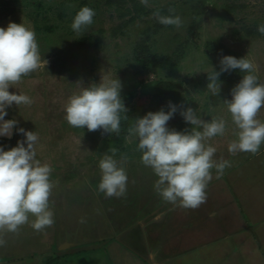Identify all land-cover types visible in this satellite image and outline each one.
<instances>
[{"label": "rangeland", "instance_id": "1", "mask_svg": "<svg viewBox=\"0 0 264 264\" xmlns=\"http://www.w3.org/2000/svg\"><path fill=\"white\" fill-rule=\"evenodd\" d=\"M149 3L150 7L140 0H0V27L9 22L30 27L41 57L48 61L46 68L9 89L28 95L34 103L6 109L4 118L17 124L10 137L0 136V147L8 151L25 139L18 128L36 132V158L51 165L54 185L50 197L54 224L41 232L28 224L7 234L6 244L0 246V264H46L49 258L59 264L69 252L65 243L81 244L83 250H108L110 243L121 244L137 257L161 252L164 264H170L172 252L188 240L194 253L182 260L185 264H226L220 255L228 251L203 255L196 250L208 245L238 248L234 254L243 263L246 257L264 254V144L256 154L228 152L229 142L236 138L235 126L223 100L231 99V89L245 73L239 69L222 73L219 96L206 89L207 73L212 67L219 71L224 55L247 56L264 81V34L258 31L264 25V0ZM84 6L95 16L78 34L71 24ZM157 9L162 15L181 16L183 26L160 24L153 17ZM210 44L215 45L211 51ZM168 56L173 65L158 59ZM101 73L117 76L122 84L128 118L121 119L119 134L74 128L65 119L68 98L81 83L98 84ZM171 93L179 94L184 108H193L204 120L218 116L227 120L225 135L210 143L217 148L215 159L228 160L231 166L219 178L212 170L207 201L194 210L174 206L158 195L157 177L141 163L138 141L126 139L135 119L161 110L160 97ZM258 118L264 121V108ZM168 127L175 129L174 116ZM191 127L188 123L187 129ZM112 149L118 161L127 158V191L120 198H105L98 191L99 161ZM96 258H83L80 264H97Z\"/></svg>", "mask_w": 264, "mask_h": 264}, {"label": "clouds", "instance_id": "2", "mask_svg": "<svg viewBox=\"0 0 264 264\" xmlns=\"http://www.w3.org/2000/svg\"><path fill=\"white\" fill-rule=\"evenodd\" d=\"M150 7L149 0H140ZM174 13V9H169ZM95 12L84 6L74 16L71 27L80 34L93 23ZM153 17L164 26L180 28L184 21L179 15H162L157 9ZM264 34V25L258 27ZM48 61L41 57L34 30L24 23L9 22L6 28L0 27V135H11L16 126L15 120H4L6 109L13 104L30 106L34 101L26 94L10 92V88L22 83L25 77L37 70L46 68ZM239 69L245 73L238 84L231 89V99L223 100L231 122L235 126L236 137L228 144V152L256 154L264 144V121L259 119L264 108V81L258 75V66L247 56L236 58L224 55L220 69L213 67L207 73L209 94L219 96L222 73ZM122 84L110 74L101 73L100 82L83 86L71 95L64 105L65 119L74 128H87L94 132L102 130L111 134L120 132L121 119H127L128 109L121 97ZM169 110L163 108L149 111L142 118L135 119L129 127L126 139L129 143L135 138L137 150L142 153L141 163L150 167L157 177L154 189L166 202L185 209H197L206 203V189L212 180L215 169L219 178L231 166L228 160L215 159L217 148L210 141L224 136L227 120L223 116L204 120L191 107L180 105V115L190 129L177 131L169 129L168 122L178 111V106L169 102ZM123 114V116H122ZM25 137L17 146L5 151L0 147V246L6 244L7 234L18 233L22 226L30 224L37 232L44 231L54 224V212L50 207V197L54 185L50 180L53 171L48 163L36 158L38 134L18 128ZM26 145V147H25ZM105 154L99 161L101 173L98 191L105 198H120L126 194L128 175L124 166L127 158L115 159ZM30 217H34L30 221Z\"/></svg>", "mask_w": 264, "mask_h": 264}, {"label": "crops", "instance_id": "3", "mask_svg": "<svg viewBox=\"0 0 264 264\" xmlns=\"http://www.w3.org/2000/svg\"><path fill=\"white\" fill-rule=\"evenodd\" d=\"M264 227V226H263ZM189 228V227H188ZM261 233L264 234V228H261ZM191 230V229H190ZM192 231V230H191ZM184 242L177 246L176 251L174 250L173 253V258L171 260L170 264H185L182 262L185 257L190 256L192 253H194V247H192V243L189 242ZM65 246L68 248V254L66 256L62 257L61 261L59 264H76V263H81V260L85 258L86 260H89L92 257L97 256V264H164L163 261V255L161 252H158L157 254L155 253L154 255L150 254L149 256H146V254H139L138 257L135 256L134 253H129L130 250L125 249V247L121 244H108V250L106 249H91L88 248L87 250H83V246L81 244L75 245V243H65ZM209 246V245H208ZM208 246H204L202 248L196 249L199 252L203 251V255L209 254V251L213 250H221V251H228L227 253H223L220 255L222 259V263L226 264H264V254H254L255 256L252 258L246 257L245 263L242 261V257L239 258L240 255L235 252L236 247L231 246V245H224L223 247L221 245V248H210ZM258 248V247H257ZM193 250V251H192ZM236 250L239 251L237 248ZM233 251V252H232ZM143 251H140V253ZM211 253V252H210ZM260 257H259V256ZM229 256V257H228ZM251 256V255H250ZM226 258V259H225ZM245 258V257H244ZM225 259V260H224ZM64 261V262H63ZM79 261V262H77ZM89 262V261H88Z\"/></svg>", "mask_w": 264, "mask_h": 264}, {"label": "trees", "instance_id": "4", "mask_svg": "<svg viewBox=\"0 0 264 264\" xmlns=\"http://www.w3.org/2000/svg\"><path fill=\"white\" fill-rule=\"evenodd\" d=\"M214 48H215V45H213V44H210L208 46V49H210V51L213 50ZM158 59H162L160 61H162V63H165V64H170V65H173L174 64V60H173L172 56H168V57H164V58H161L160 57ZM148 62H150V61H148ZM243 75H245V74H242V76ZM160 99H161V102L163 103L162 106H163V109H164L165 112H167L169 110V108H168L169 102H171L172 104L178 106V111L174 114V118H175V130H177V131H184L185 129H187L188 128V123H186L184 121L183 117L180 115V108H179V106L180 105H183V104H182V100H181L179 94H177V93H171L168 97L161 96ZM123 136H124V134H123ZM52 261H53V259L52 258H49L48 259V262L46 264H52L53 263Z\"/></svg>", "mask_w": 264, "mask_h": 264}, {"label": "water", "instance_id": "5", "mask_svg": "<svg viewBox=\"0 0 264 264\" xmlns=\"http://www.w3.org/2000/svg\"><path fill=\"white\" fill-rule=\"evenodd\" d=\"M4 120L6 121V120H10V119H8V118H4ZM3 121H0V123H2ZM12 133H13V129H12ZM12 135V134H11ZM11 135H0V136H5V137H10Z\"/></svg>", "mask_w": 264, "mask_h": 264}, {"label": "bare ground", "instance_id": "6", "mask_svg": "<svg viewBox=\"0 0 264 264\" xmlns=\"http://www.w3.org/2000/svg\"><path fill=\"white\" fill-rule=\"evenodd\" d=\"M3 123V122H2ZM2 123H0V124H2Z\"/></svg>", "mask_w": 264, "mask_h": 264}]
</instances>
